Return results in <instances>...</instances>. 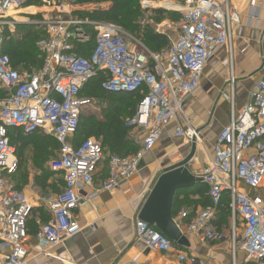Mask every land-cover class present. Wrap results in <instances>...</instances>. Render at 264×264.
<instances>
[{"label":"built area","instance_id":"built-area-1","mask_svg":"<svg viewBox=\"0 0 264 264\" xmlns=\"http://www.w3.org/2000/svg\"><path fill=\"white\" fill-rule=\"evenodd\" d=\"M24 2L0 0V89L6 92L0 98V264L26 262L30 254L25 246L27 220L34 207L33 198L12 180L18 158L9 129L18 128L24 134L44 132L59 143L58 158L50 163V170L61 173L63 187L47 200L49 218L34 232V249L51 255V248L81 230L74 210L83 201H91L139 171L162 128L198 90L207 62L219 49L226 48L230 54L239 23L232 0H142L143 8L159 7L180 15L178 21L167 24L176 29L175 38L153 53L140 42L139 49L131 47L116 23L73 16L68 9L74 0H60L58 14L38 23L44 31L35 42L42 66L18 71L1 52L2 31L16 24L9 14ZM91 39L93 45L86 54L75 52V44H88ZM98 74L105 91H146L135 116L126 123L144 134L137 152L111 155L105 180L95 185L93 175L104 158L102 147L94 138L74 145L73 137L83 110L94 102L81 89ZM175 133L185 141H200L199 133L189 125L177 127ZM196 176L206 185L210 203L184 224L180 221L187 212L177 213L174 219L182 233L203 243L219 239L212 221L219 208L226 207L231 225L230 264H264V80L255 84L249 101L221 129ZM135 236L147 249L176 252L172 240L140 219L135 220ZM241 251L243 257H239ZM176 258L186 264H204L181 251ZM121 264L143 263L134 257Z\"/></svg>","mask_w":264,"mask_h":264},{"label":"crops","instance_id":"crops-1","mask_svg":"<svg viewBox=\"0 0 264 264\" xmlns=\"http://www.w3.org/2000/svg\"><path fill=\"white\" fill-rule=\"evenodd\" d=\"M108 5L79 4L71 5L68 10H94ZM232 8L239 23L233 31L230 54L226 48L219 49L207 62L198 90L185 101L181 113L162 128L158 141L142 159L138 172L119 181L115 188L101 191L91 201H83L74 210V217L81 230L64 243L51 248V255L37 253L34 249V230L39 223L44 222V215L49 216L47 200L62 189L63 180L61 178V183L56 184L55 190L50 187L36 189L29 186L31 181L22 186L21 189L33 198L34 203L25 241L30 254L24 264H121L134 257L143 264H186L177 260V251L192 254L204 264L231 263L230 244L226 238L230 219L225 207L219 208L212 221L220 233L219 239L203 243L190 236L188 247L174 243L176 252L147 249L135 236V220L138 219L149 190L164 170L184 164L194 175L197 174L208 160L221 129L228 125L231 115H235L249 101L255 84L264 80V0H232ZM14 18L16 24L20 23V19ZM168 23L173 22L168 21L165 26L154 29L165 34L170 42L176 33L175 29L167 27ZM187 125L199 133V142L185 141L176 135L177 127ZM142 139L134 140L135 144L140 146ZM106 168L107 161L104 160L94 174L95 185L105 180ZM46 183L51 184L49 181ZM175 197V219H178L177 213L180 210L187 212L186 218L180 221L183 224L210 203L203 182L178 191ZM224 210H227V215Z\"/></svg>","mask_w":264,"mask_h":264},{"label":"trees","instance_id":"trees-1","mask_svg":"<svg viewBox=\"0 0 264 264\" xmlns=\"http://www.w3.org/2000/svg\"><path fill=\"white\" fill-rule=\"evenodd\" d=\"M34 1L35 0H25L22 7L34 5ZM139 1L141 0H74L72 5H84L90 3H109V5L104 8H98L90 11L73 10L71 14L73 16L87 20L114 22L121 26L125 31L129 33H135L138 37H140L139 40L149 51L153 53H159L168 46V37L165 34L156 32L155 29L151 28L149 25H144L141 27L140 23L137 21L140 18V13L138 10L134 9V7L139 4ZM163 14H165L171 22H176L180 19V15L177 12L168 11L161 8L151 9V15L155 16L156 19H161ZM18 26L27 28L25 31L29 32H23L22 34L18 33L17 37H15L10 33H6V31H2L3 44L1 47V52L9 56L11 66L18 71L30 70L31 67L38 69L43 63L42 56L38 51L35 53L29 47H26V40L30 35L34 34L36 26L25 24H19ZM5 28L7 27H4L3 30ZM87 29L91 32L92 38L94 39V31L91 29V27H88ZM36 35L37 37L35 42L44 35V31L39 34L36 33ZM93 39H91L88 44H75V52L79 54H86V51H88L93 45ZM102 79V75L98 74L88 80L82 87L81 94L93 98L92 91L94 89H98L103 96H107L109 100L107 104L109 105H107L108 107L104 110L105 117L95 120H91L92 117H88L87 119L89 120L83 121L81 123V115L79 119V126L73 137V143L74 145H77L86 138H94L100 143L102 147L104 156L102 161L105 160V162L107 161L108 163V159L111 155L128 156L137 152L139 146H137L134 142V139L131 138L129 131L130 127L127 126L122 120V115L127 114L131 117L135 116L137 106L144 96L146 90H137L132 92H108L103 90L100 86ZM4 96L5 92L0 89V98ZM36 133L24 134L22 130L18 128H10L8 131L10 141L16 147V156L18 158V168L12 177L17 189H21L22 185L27 183L28 176H25L23 173L18 174V171L23 158V150L30 142L34 140ZM42 138L44 139H41V143L46 139H51L53 147L59 149V143L54 138L49 136H44ZM41 143L38 144L41 145ZM41 166L43 167V164L40 163L38 168H41ZM49 176L50 174L43 172L34 179L36 180V184L41 189L45 187L51 188L53 185L46 183V180L49 178ZM17 181H19V183H17ZM226 198L227 197L225 195L224 201H226ZM175 205L176 197L173 201V215L175 212ZM224 212L226 215L228 214L227 210H224ZM42 218L44 221H46L48 220L49 216L44 215Z\"/></svg>","mask_w":264,"mask_h":264},{"label":"rangeland","instance_id":"rangeland-1","mask_svg":"<svg viewBox=\"0 0 264 264\" xmlns=\"http://www.w3.org/2000/svg\"><path fill=\"white\" fill-rule=\"evenodd\" d=\"M141 1H139V4L134 7V9L138 10L140 13V18L137 21L140 23L141 27H143L144 25H149L151 28L154 29V27H156L157 29V26L163 27L166 25V22H170L165 14L162 15L161 19H156L155 16L151 15L150 8H143L141 6ZM59 2L60 0H35L33 5L34 8L26 9L25 7H23L12 14L13 16L20 19L18 20L20 23H17V25L15 24L13 27L5 28L3 31H6V33H10L11 35L17 37L18 33L22 34L23 32H29L25 31V29L27 28L19 27V24L35 25V32L26 40V47H29L36 53L38 51L36 46L34 45L37 37L36 33L39 34L43 31V28L40 26L41 24L39 25L38 23L48 17H55L58 14L56 12V9L59 5ZM32 22H35V24ZM124 32L127 34V39L130 41L129 44L131 45V47H136L137 49H139L138 42L142 43L139 40L140 37L132 32L129 33L125 30ZM174 33H176V29L174 30ZM92 94V99L94 102L91 106L83 110L81 123L83 121L89 120L87 119L88 117H92L91 120L101 119L105 117L104 110L108 107L107 105H109L107 104L109 102L108 97L103 96L98 89H94L92 91ZM131 118L132 117L127 114L122 115V120L125 122V124ZM129 131L131 138L135 141H139L144 135L137 128L130 127ZM44 136L51 137L48 134L37 132L34 140L24 148L23 158L18 174L23 173L25 176H28L27 183L24 185H27L28 182L31 181L29 186H34L36 189H39L40 187L36 184V180L34 178L38 175H41L43 172L48 173L50 174V176L46 181H49L53 185L51 189L55 190L56 184L61 183L62 176L60 172L50 170V163L58 158V149L53 147L51 139H46L41 143V139H44L42 138ZM38 143H41V145H39ZM40 163L43 164V167L41 166V168H38V165ZM29 177L31 180H29ZM17 183H19V181H17ZM227 228L226 238L229 241L231 236V225L229 226V223H227ZM241 255L243 257L242 251Z\"/></svg>","mask_w":264,"mask_h":264},{"label":"water","instance_id":"water-1","mask_svg":"<svg viewBox=\"0 0 264 264\" xmlns=\"http://www.w3.org/2000/svg\"><path fill=\"white\" fill-rule=\"evenodd\" d=\"M203 182L184 164L164 170L149 190L139 211L138 219L154 226L177 246L188 247L189 240L180 230L172 212L178 191Z\"/></svg>","mask_w":264,"mask_h":264},{"label":"bare ground","instance_id":"bare-ground-1","mask_svg":"<svg viewBox=\"0 0 264 264\" xmlns=\"http://www.w3.org/2000/svg\"><path fill=\"white\" fill-rule=\"evenodd\" d=\"M13 13H15V12H10V14H9V15H12Z\"/></svg>","mask_w":264,"mask_h":264}]
</instances>
